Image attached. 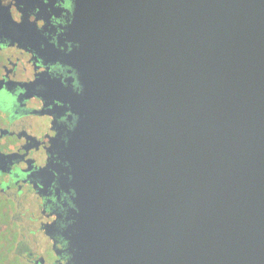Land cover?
Segmentation results:
<instances>
[{"label":"water","instance_id":"1","mask_svg":"<svg viewBox=\"0 0 264 264\" xmlns=\"http://www.w3.org/2000/svg\"><path fill=\"white\" fill-rule=\"evenodd\" d=\"M75 264H264V0H76Z\"/></svg>","mask_w":264,"mask_h":264},{"label":"flooded vegetation","instance_id":"2","mask_svg":"<svg viewBox=\"0 0 264 264\" xmlns=\"http://www.w3.org/2000/svg\"><path fill=\"white\" fill-rule=\"evenodd\" d=\"M75 1L0 0V222L16 264H75Z\"/></svg>","mask_w":264,"mask_h":264},{"label":"trees","instance_id":"3","mask_svg":"<svg viewBox=\"0 0 264 264\" xmlns=\"http://www.w3.org/2000/svg\"><path fill=\"white\" fill-rule=\"evenodd\" d=\"M1 216V214H0ZM1 216L0 218H2ZM2 220V219H1ZM4 222H0V264H16L15 257L11 254L14 239L8 238L6 235L10 233L8 228L3 229Z\"/></svg>","mask_w":264,"mask_h":264}]
</instances>
